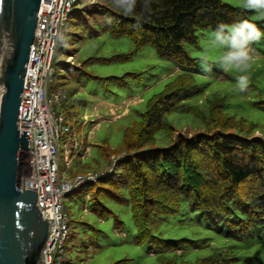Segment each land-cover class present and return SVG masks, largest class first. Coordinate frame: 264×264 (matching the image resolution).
Returning a JSON list of instances; mask_svg holds the SVG:
<instances>
[{
	"label": "trees",
	"instance_id": "1",
	"mask_svg": "<svg viewBox=\"0 0 264 264\" xmlns=\"http://www.w3.org/2000/svg\"><path fill=\"white\" fill-rule=\"evenodd\" d=\"M97 5L99 10L88 11L98 15L94 22L112 37L131 39L134 53L151 46L159 57L186 69L197 64L185 45H198V31L223 33L229 26L244 30L252 22L251 13L222 0H97ZM134 53L116 60H129ZM116 84L129 86L121 79ZM190 90L203 91L196 87L194 74L185 71L154 95L140 121L126 129L123 153L106 152L108 162L122 157L113 172L85 185L83 193H88L92 212L101 218L111 214L101 197L130 205L134 242L147 245L159 264H236L237 258L220 251L187 261L184 248L192 241L160 234L163 223L179 215L184 203L229 238L247 239L264 229V138L244 118L225 112V98L219 95L207 100L206 111L185 103ZM178 111L198 117L203 128L192 134L177 132L167 116ZM160 132L169 137L167 147H156ZM254 263L264 261L259 257L243 261Z\"/></svg>",
	"mask_w": 264,
	"mask_h": 264
},
{
	"label": "rangeland",
	"instance_id": "2",
	"mask_svg": "<svg viewBox=\"0 0 264 264\" xmlns=\"http://www.w3.org/2000/svg\"><path fill=\"white\" fill-rule=\"evenodd\" d=\"M81 1L80 4H86L85 0ZM222 1L251 13L252 22L244 30L229 26L223 33L206 29L198 31V45H185L189 55L197 60L191 69L159 57L151 46L134 53L135 45L131 39L112 37L103 28L98 38L84 40L82 36L79 42L77 29L72 25L75 17L66 22L63 41L53 64L54 84L68 90L80 89L76 96L78 122L74 131L78 130L79 139L86 140L92 134L90 155L78 160L82 168H76L77 163L73 161L72 169L81 173L106 169L112 160L108 162L106 152L123 153L126 129L140 121L154 95L162 92L168 83L185 71L194 74L196 87L203 90L200 93L188 91L185 103L206 111L207 100L219 95L225 98V112L237 119L244 118L255 126L254 132L264 138V0ZM71 53L77 54L74 71L66 64V57ZM132 53L134 55L129 60H116ZM99 59H106L107 63ZM116 79L129 82V86L119 87ZM82 106L87 109L83 111ZM93 112L95 115H91ZM84 114L91 115L86 126L82 125ZM167 120L177 132L184 134H192L204 126L189 112L170 113ZM91 123L97 126L93 128ZM60 142L58 157L63 163L65 152L73 148L74 141L68 142L64 132ZM168 145L169 137L164 132L158 133L156 147ZM29 156L26 151L19 155V187L29 175ZM85 185L63 199L70 218V236L65 249L71 260L64 264H159L158 255L152 253L147 245L134 242L136 228L130 205L101 197L103 205L111 213L101 218L92 212L93 203L83 198ZM160 234L166 239L191 240V243H186L183 256L190 262L219 251L237 258L236 264H243L253 257L264 261V229L247 239L229 238L220 229L209 226L198 212L190 211L187 203L183 204L179 215L171 216L163 223Z\"/></svg>",
	"mask_w": 264,
	"mask_h": 264
},
{
	"label": "built area",
	"instance_id": "3",
	"mask_svg": "<svg viewBox=\"0 0 264 264\" xmlns=\"http://www.w3.org/2000/svg\"><path fill=\"white\" fill-rule=\"evenodd\" d=\"M78 0H41L35 40L30 51L23 92L21 94L19 131H29V164L31 180L26 189L37 192L41 216L49 222V235L36 264L70 262L65 242L70 236V218L63 199L85 184L109 176L118 159L99 172L61 178L58 151L62 134L70 133L67 115L62 110L67 93L58 88L49 93L55 83L54 59L62 44L65 23L75 10ZM57 105V108L54 106ZM122 158V157H121ZM113 161V162H112ZM71 158L67 157L69 167Z\"/></svg>",
	"mask_w": 264,
	"mask_h": 264
},
{
	"label": "water",
	"instance_id": "4",
	"mask_svg": "<svg viewBox=\"0 0 264 264\" xmlns=\"http://www.w3.org/2000/svg\"><path fill=\"white\" fill-rule=\"evenodd\" d=\"M41 0H0V264H36L49 235L37 192L19 189L16 169L29 131H19L21 94Z\"/></svg>",
	"mask_w": 264,
	"mask_h": 264
},
{
	"label": "crops",
	"instance_id": "5",
	"mask_svg": "<svg viewBox=\"0 0 264 264\" xmlns=\"http://www.w3.org/2000/svg\"><path fill=\"white\" fill-rule=\"evenodd\" d=\"M85 1H86L85 5H82L80 3L77 4L75 10L68 16V19L66 20V22L67 21L70 22L71 17H75V23L72 22V25L73 24L75 25L73 29H77L76 36H77V41L79 42L81 41L82 36L84 40L98 38L100 34V29L103 28L100 24L94 22V20L98 17V15L97 14L93 15L88 12L93 10H99V7L97 5V0H85ZM76 55L77 54L71 53L66 57V64L69 65L70 69L73 71L75 70V66L77 64ZM58 88H62V87L58 86V84H54L53 86L50 85L49 93H52L53 91L55 92V90H57ZM63 90H65L67 93V99L62 106V110L66 113L67 123L71 128L70 133L66 134V139L68 142L74 141V146L73 148L67 149V151L65 152L63 163H60V169H61L60 176L61 178L70 179L77 174H81V172L72 169V164L73 161H76L77 163L76 168H82L83 165L81 164V162H78V160L84 159L86 158V156L90 155V151H92V146L90 143L92 134L90 133L88 138L85 140L84 138L81 139L78 138V133H77L78 130L74 131L75 123L78 122V112H76L78 101L76 99V96L80 93V89L78 88L77 90H68L67 88H63ZM103 103H105V101H103ZM82 108L84 109L83 111L87 109L86 106H82ZM91 115H95V113L93 112ZM91 115H89V117ZM87 117L88 114L83 115L84 118V121L82 122L83 126H86L87 122H89L88 120L89 117L88 118ZM91 126L95 128L97 124L91 123ZM64 145H66V143H64ZM67 157L71 158V164L69 167H67V171H65ZM89 172L91 171H86L84 173H89ZM82 195L84 199L86 198V200H89L90 196L88 195V193L85 195L84 193H82ZM85 211H87V209Z\"/></svg>",
	"mask_w": 264,
	"mask_h": 264
},
{
	"label": "bare ground",
	"instance_id": "6",
	"mask_svg": "<svg viewBox=\"0 0 264 264\" xmlns=\"http://www.w3.org/2000/svg\"><path fill=\"white\" fill-rule=\"evenodd\" d=\"M21 133V132H20ZM24 152L25 150H20L19 152V155L21 152ZM27 152V151H26ZM18 161H19V158H18ZM17 169H18V164H17ZM17 169H16V175H17ZM32 176H31V166H30V171H29V175H28V178L26 179L25 183H24V189H26V186L28 184V182L31 180ZM18 187H19V184L17 183ZM19 189L23 190V186L22 187H19ZM27 190V189H26Z\"/></svg>",
	"mask_w": 264,
	"mask_h": 264
},
{
	"label": "clouds",
	"instance_id": "7",
	"mask_svg": "<svg viewBox=\"0 0 264 264\" xmlns=\"http://www.w3.org/2000/svg\"><path fill=\"white\" fill-rule=\"evenodd\" d=\"M77 6V5H76Z\"/></svg>",
	"mask_w": 264,
	"mask_h": 264
}]
</instances>
